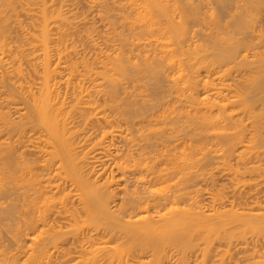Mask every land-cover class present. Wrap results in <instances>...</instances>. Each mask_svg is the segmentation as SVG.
Here are the masks:
<instances>
[{"label": "bare ground", "instance_id": "6f19581e", "mask_svg": "<svg viewBox=\"0 0 264 264\" xmlns=\"http://www.w3.org/2000/svg\"><path fill=\"white\" fill-rule=\"evenodd\" d=\"M263 176L264 0H0V264H264Z\"/></svg>", "mask_w": 264, "mask_h": 264}, {"label": "rangeland", "instance_id": "374dc122", "mask_svg": "<svg viewBox=\"0 0 264 264\" xmlns=\"http://www.w3.org/2000/svg\"><path fill=\"white\" fill-rule=\"evenodd\" d=\"M82 5H83V4H82ZM82 7H83V6H82ZM83 8H86V7H83ZM83 8H82V9H83ZM80 9H81V6H80ZM83 10H84V9H83ZM217 174H218V173H217ZM219 174H220V173H219ZM219 176H222V174L218 175V177H219ZM214 177H215V176H214ZM223 177L225 178V176H223ZM223 177H222V178H223ZM222 178L220 177L221 180H222ZM224 178H223V180H224ZM260 178H262V177H260ZM263 178H264V176H263ZM263 178L260 179V180H259V178H258V180H259V181H262V180H264ZM216 179H217V178L215 177L214 180H216ZM220 179H219V180H216L218 183H217V184L215 183L216 185L214 184V185H215L214 187H218V186H219L218 184L222 182V181L219 182ZM225 179H226V178H225ZM216 181H215V182H216ZM225 181H226V183H227V180H225ZM259 181H258V182H259ZM223 182H224V181H223ZM261 183H264V182H261ZM221 184H222V183H221ZM224 184H225V183H224ZM217 185H218V186H217ZM222 185H223V184H222ZM227 185H228V183L225 184V187H226ZM220 186H221V185H220ZM229 186H230V185H229ZM260 186H262V185H260ZM262 187H263V186H262ZM228 189H230V187H229ZM225 190H226V189H225ZM261 196H263V195H261ZM263 197H264V196H263ZM263 197H261V198L263 199ZM258 224H259V223H258ZM258 224H257V226H258ZM261 224H262V223H261ZM259 226H260V228L262 227V225H260V224H259ZM259 226L256 227V229H258ZM248 228H249V227H248ZM254 228H255V227H254ZM252 229H253V228H251V230H252ZM256 229H254V230L256 231ZM262 229H263V228H262ZM262 229H261V230H262ZM246 230H248V229H244L243 231H246ZM249 231H250V229H249ZM249 231H246V232H248L247 234H249L248 237L245 236V234H244L243 232H242V236H243V234H244V236H243V237H245V240H244V241H246L247 239H248V240H251V242L249 241L250 243H252V242L255 241V240H258V238H260V236L262 237L263 234H264V233H262L263 231L261 232V231L258 230V231H257L258 233L254 232V235H253V233L251 234V232H252L253 230H252L251 232H249ZM246 232H245V233H246ZM259 232H261V234H260ZM247 234H246V235H247ZM250 234H251L252 236H251ZM255 234H256V235H255ZM258 235H259V236H258ZM240 236H241V234H240ZM240 236H239V237H240ZM254 236H255V237H254ZM256 236H257V237H256ZM243 237H242V238H243ZM250 237H251V238H250ZM263 237H264V236H263ZM235 238H237V237H235ZM240 238H241V237H240ZM240 238L237 239V240H240ZM242 238H241V240H242ZM249 238H250V239H249ZM252 238H253V240H252ZM256 238H257V239H256ZM254 239H255V240H254ZM260 239H261V241H262V239L264 240V238H260ZM260 239H259V241H260ZM233 240H235V239L233 238ZM242 241H243V240H242ZM259 241H257V244H256V245L258 246V244H259V246H262V245L260 244L261 241H260V242H259ZM6 243H7V242H6ZM250 243H247V244H250ZM255 243H256V242H255ZM261 243H262V242H261ZM8 246H11V244H9ZM251 246H252V245H251ZM248 247H249V245H248ZM263 247H264V246H263ZM235 254H237V253H235ZM235 254H234V255H235ZM236 256H238V255H235L234 257H236ZM234 259H235V258H234ZM246 263H247V262H246ZM246 263L243 262V264H246Z\"/></svg>", "mask_w": 264, "mask_h": 264}]
</instances>
